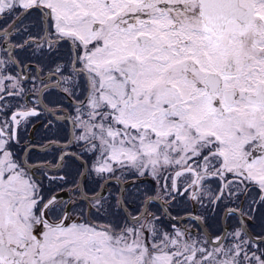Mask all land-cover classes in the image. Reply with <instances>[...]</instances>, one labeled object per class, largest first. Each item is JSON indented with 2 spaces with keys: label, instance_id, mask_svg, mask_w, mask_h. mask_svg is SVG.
Here are the masks:
<instances>
[{
  "label": "snow or ice",
  "instance_id": "1",
  "mask_svg": "<svg viewBox=\"0 0 264 264\" xmlns=\"http://www.w3.org/2000/svg\"><path fill=\"white\" fill-rule=\"evenodd\" d=\"M0 264H264V0H0Z\"/></svg>",
  "mask_w": 264,
  "mask_h": 264
},
{
  "label": "flooded vegetation",
  "instance_id": "2",
  "mask_svg": "<svg viewBox=\"0 0 264 264\" xmlns=\"http://www.w3.org/2000/svg\"><path fill=\"white\" fill-rule=\"evenodd\" d=\"M31 135L34 141H39L40 138L44 135V130L38 126L35 132H33Z\"/></svg>",
  "mask_w": 264,
  "mask_h": 264
}]
</instances>
